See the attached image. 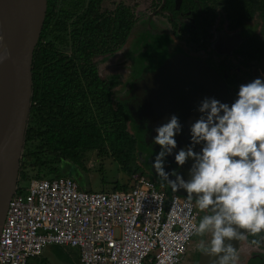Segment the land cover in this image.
I'll use <instances>...</instances> for the list:
<instances>
[{
	"label": "trees",
	"instance_id": "trees-1",
	"mask_svg": "<svg viewBox=\"0 0 264 264\" xmlns=\"http://www.w3.org/2000/svg\"><path fill=\"white\" fill-rule=\"evenodd\" d=\"M159 2L161 0L154 4L159 5ZM192 2L194 0H183V5L186 7ZM201 2L209 5L211 17L221 14L215 6L223 8L221 12L230 20V28L250 26L251 22L259 20L263 38L250 34L239 46L238 53L245 60L264 59V0H197V6ZM138 19L134 8L125 1L47 0L45 24L34 54L33 98L18 185L28 184L32 179L69 176L82 189L95 191L88 187L82 172L83 156L92 150L97 151L98 157L113 158L129 176L141 173L155 180L139 160V139L123 102L117 97L115 108L111 82L101 80L90 62V55L96 49L120 48ZM177 28L178 23L174 24L176 33ZM67 48L75 51L77 68L66 63L64 50ZM167 52L169 50L144 51L135 76ZM85 54L83 73L78 67L82 66L79 63L83 62L81 58ZM104 184L103 181V189L99 191H104ZM113 184L111 191L130 188L118 180ZM262 235L264 231L256 236L245 234L250 241L259 240V245L263 242ZM248 264H264V253L253 252Z\"/></svg>",
	"mask_w": 264,
	"mask_h": 264
},
{
	"label": "water",
	"instance_id": "water-1",
	"mask_svg": "<svg viewBox=\"0 0 264 264\" xmlns=\"http://www.w3.org/2000/svg\"><path fill=\"white\" fill-rule=\"evenodd\" d=\"M46 14L47 0H0V233L9 202L18 188L33 98L34 54ZM243 39L240 32L225 37L232 48ZM227 75L225 71L222 76L202 59L165 55L119 90L118 98L139 139V160L170 196L178 194L187 198V192L182 188L173 191L156 173L154 160L161 149L153 143L155 129L167 123L172 115L179 118L182 129L174 137L177 147L164 158V170L170 180L176 179L173 170L185 180L190 179L193 160L189 158L183 166H178L175 154L191 146L190 126L200 117L198 108L205 98H215L229 105L237 98L224 79ZM200 149L201 145H196L194 151ZM231 243L238 252L241 240ZM253 252L264 253V249L248 251L245 264ZM193 264H210V260L198 251Z\"/></svg>",
	"mask_w": 264,
	"mask_h": 264
},
{
	"label": "built area",
	"instance_id": "built-area-1",
	"mask_svg": "<svg viewBox=\"0 0 264 264\" xmlns=\"http://www.w3.org/2000/svg\"><path fill=\"white\" fill-rule=\"evenodd\" d=\"M199 210L136 173L127 190L82 189L69 176L18 185L0 233V264H30L48 245L77 248L81 264H180Z\"/></svg>",
	"mask_w": 264,
	"mask_h": 264
},
{
	"label": "clouds",
	"instance_id": "clouds-1",
	"mask_svg": "<svg viewBox=\"0 0 264 264\" xmlns=\"http://www.w3.org/2000/svg\"><path fill=\"white\" fill-rule=\"evenodd\" d=\"M198 111L200 117L190 126L191 146L175 154L178 166L193 160L190 179L173 170L176 179L170 180L164 170V158L177 147L174 137L182 129L176 115L155 129L153 143L161 150L153 166L173 191L186 190L188 202L195 200L198 210L208 212L188 227L189 236H209L198 243L197 251L209 257L210 264H236L231 241L264 231V79L241 84L231 105L205 98ZM196 145H201L199 152L194 151Z\"/></svg>",
	"mask_w": 264,
	"mask_h": 264
},
{
	"label": "flooded vegetation",
	"instance_id": "flooded-vegetation-1",
	"mask_svg": "<svg viewBox=\"0 0 264 264\" xmlns=\"http://www.w3.org/2000/svg\"><path fill=\"white\" fill-rule=\"evenodd\" d=\"M118 1H125L132 6L139 18L151 17L155 22L158 19L166 25L167 30L162 29L159 23L156 22L158 25L156 32H150L147 28L142 36L136 38L134 33L137 28L134 27L131 34L127 37L126 42L120 48L115 50H112V48H110V50L96 49L95 53H91L90 62L91 65L94 66L98 77L101 80L111 82L112 102L115 108L117 106L119 90L123 86L122 84L127 80L130 82L135 76L138 61L144 51L169 50V52H167L168 56L180 54L181 56L186 55L188 57L202 59L209 67L216 68L220 71L223 76L225 75V71H228V75L225 79L235 95H237L241 84L251 82L259 75L257 70L258 64L264 61V59L260 61L245 60L244 57L238 53V48L243 41L236 48H232L225 40V37L227 39V36L238 32H241L244 39L247 38L251 34L249 30L251 27L254 35L263 38L261 26L260 31L258 29L255 30L259 24V20L251 22L248 28H230V20L226 17L225 13L221 12L223 8L220 9L219 5L214 8L221 14L211 17L208 14L209 5L201 2V5L197 6V0H194V3L192 2L186 7L183 5V0H161L159 5L154 4V2L157 3L158 0ZM108 4H110V2H108ZM159 8H161V11H158ZM205 19L208 20L205 21ZM208 21H210L209 24L207 23ZM177 23L178 28L176 33L174 24ZM224 23H226L225 27H223ZM182 26H184L183 30ZM196 36L200 38L197 41L195 38ZM131 42L134 46L131 58H129L130 54L127 51L129 55L126 53L127 55L124 54L125 56L122 61L118 60L120 51L126 50ZM64 53L66 54V63H68L71 68H77L78 61L75 51L72 48H67V50H64ZM86 55L87 54L83 55L84 57L82 56L81 59L83 62L79 63V65L81 64L82 66L78 67L83 73L86 67ZM131 60L133 62L136 61L132 68H130L128 63ZM256 66L257 68H255ZM83 73L81 76L84 75ZM260 73H263V71L261 70ZM82 119H85V112L82 114ZM199 214V220L204 215H207L205 211L200 210ZM196 237L198 238L196 239ZM202 239L207 242L209 236L205 235L204 237H200L196 235L190 242L180 264H190V258L192 257L190 253L193 246ZM247 240L251 243L248 238ZM193 262L194 261H192V263Z\"/></svg>",
	"mask_w": 264,
	"mask_h": 264
},
{
	"label": "rangeland",
	"instance_id": "rangeland-1",
	"mask_svg": "<svg viewBox=\"0 0 264 264\" xmlns=\"http://www.w3.org/2000/svg\"><path fill=\"white\" fill-rule=\"evenodd\" d=\"M156 22L159 23V26L162 29L167 30L166 25L163 22L159 21L158 19L156 20ZM156 22L153 21L151 19V17L150 18L149 17L139 18L138 23L136 24L137 29L134 33L135 37L139 38L140 36H142L144 31L147 30V28L150 32H156L157 27H158ZM225 26H226V23L223 24V27H225ZM243 27L248 28L249 26L244 25ZM257 29L260 31V24L257 25L255 30H257ZM249 30H250L251 34H253L252 27ZM148 33H146V34H148ZM157 35H159V34H157ZM229 36H231V35H229ZM229 36H227V37L229 38ZM133 49H134V46H133V43L131 42L128 45V47L126 48V50L120 51V53L118 54V60L122 61L124 56L127 55L128 52L130 54V55L128 54L130 56L129 58H131V55L133 54V51H134ZM134 62H136V61H134ZM134 62L132 60L128 62L130 65V68H132L134 66ZM136 64H135V66H136ZM255 68H257V66ZM257 70L259 72V75L256 78L259 77V78L264 79V61H262L260 64H258ZM261 70L263 71V73H260ZM226 72L228 74V71H226ZM127 82H128V80L126 82H124L122 85H126ZM121 88H123V87H121ZM83 159H84L83 163H84L85 167H84V170L82 172L86 177V182H87V185L90 189L95 190V191H99V190L103 189V186H102L103 181L105 183L104 184L105 185L104 191H107V192L111 191V189L114 185L113 182H115L116 180H118L122 184H126V185L132 184L133 176H129L127 173L123 172L121 170L120 166L116 163V161L113 160V158L98 157L97 151L92 150V151H88L83 156ZM197 238L198 237H196V239ZM261 239L263 241L261 243L262 245H259L258 247H253L254 245L252 246V244H250V242H248L247 238L241 239L240 248L238 249V252H237L238 260L236 261V264H245L247 262L248 251L251 252V251H253V249L256 250L260 247L264 248V235H262ZM198 243L199 242H196V244H194L193 249L190 253V255H192V257L190 258V264L192 263V261L195 262L196 256L198 254V251H197ZM38 262L40 264H79L76 261V256L74 254L73 255L70 254V251L65 250L64 247H57V245L46 246L44 248L42 254H40L39 259L35 262H31L30 264H36ZM146 264H150V263L146 262Z\"/></svg>",
	"mask_w": 264,
	"mask_h": 264
},
{
	"label": "crops",
	"instance_id": "crops-1",
	"mask_svg": "<svg viewBox=\"0 0 264 264\" xmlns=\"http://www.w3.org/2000/svg\"><path fill=\"white\" fill-rule=\"evenodd\" d=\"M57 247H64L65 250L70 251V254H72V255L74 254L76 256V261L79 264H81V261H80V252H79V250L77 248H73V247H69V246H60V245H57ZM39 257H40V255L37 256L36 258H34L33 260H31V262L37 261L39 259ZM36 264H40V263L38 262Z\"/></svg>",
	"mask_w": 264,
	"mask_h": 264
}]
</instances>
